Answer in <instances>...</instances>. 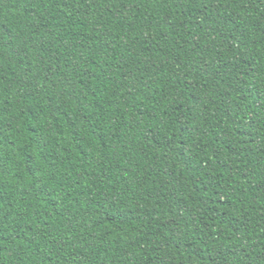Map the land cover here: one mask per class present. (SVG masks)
Masks as SVG:
<instances>
[{"label":"trees","instance_id":"trees-1","mask_svg":"<svg viewBox=\"0 0 264 264\" xmlns=\"http://www.w3.org/2000/svg\"><path fill=\"white\" fill-rule=\"evenodd\" d=\"M0 264H264V0H0Z\"/></svg>","mask_w":264,"mask_h":264}]
</instances>
